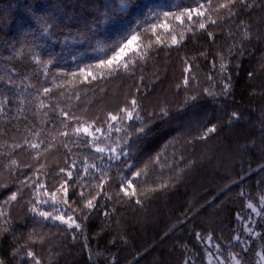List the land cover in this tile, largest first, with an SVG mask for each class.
<instances>
[{"label":"trees","instance_id":"obj_1","mask_svg":"<svg viewBox=\"0 0 264 264\" xmlns=\"http://www.w3.org/2000/svg\"><path fill=\"white\" fill-rule=\"evenodd\" d=\"M225 2L0 0V264H264V0ZM200 5L141 36L129 71L80 83L101 48ZM53 193L79 229L33 212Z\"/></svg>","mask_w":264,"mask_h":264},{"label":"snow or ice","instance_id":"obj_2","mask_svg":"<svg viewBox=\"0 0 264 264\" xmlns=\"http://www.w3.org/2000/svg\"><path fill=\"white\" fill-rule=\"evenodd\" d=\"M207 4L209 6H211V2L212 0H206ZM236 2V0H227V2L219 4L218 8H226L230 10V5L234 4ZM242 3H246V0H241ZM133 4V0H119V8L121 12H127V10L129 8L132 7ZM204 5H200L198 8L196 9H184L183 11H181L179 14H175L172 12H164L162 14H156L155 16V22L149 24L148 27H143L141 31H138L137 29H132L130 33L126 34L125 36H123L122 38L118 39L115 43L110 45V54L108 49H104L101 48L100 51L106 53L102 58H100L98 60L97 63L95 64H89L87 65L85 68L80 69V77H82V79L80 80V83H91L94 80H97L98 78H103L105 75H112L115 73H118L119 71H121V69H123L124 71H129V65L130 64H135L137 59L143 60L147 55L149 50L151 49L152 45L151 43H149L147 45V47H145L143 44L139 43V39L141 36H146L147 34H149L150 32L152 33V35L156 36V29L157 28H164L165 30H168L169 25L166 23V21L169 18H172L176 21H179L180 24L184 23V17L186 16L188 18V20L192 19V15L195 13L196 15L199 16H204V12L200 11L201 8H203ZM149 19H151V17H149ZM212 23H215V21L213 20ZM44 27L45 29H47L48 27H51L50 24H48L46 21L44 22ZM200 28H205V24L204 23H200L199 24ZM173 43H178L179 41H177L176 35H172L171 37ZM155 42L157 44H159L160 38L159 36H156ZM223 67V66H222ZM93 69L95 70V73L93 72ZM73 77L76 76V73L72 74ZM185 84H187V80H185ZM228 87H230V85H225V90L228 89ZM51 90L45 88L44 92L45 94L49 93ZM137 104V101L135 99H133L131 101V105L133 107H135ZM123 112H125L127 118H132L133 113L131 111H128L127 108L122 109ZM63 115L67 116L68 113H63ZM233 117H236L237 114L233 113L232 114ZM111 119L112 120H117L118 117L116 115H111ZM109 128H111V125H109ZM76 133H79L81 131L88 133L89 135H92L94 137V139H98V137H95V132H102V129L99 127L95 128V132H90L89 131V127H77L73 130ZM140 132L144 131V127L142 126L139 129ZM216 128L212 127L208 129V132H215ZM62 135L67 136L68 133L64 132L62 133ZM207 133H205L203 138H206ZM32 147H38L37 145H32ZM96 150L98 152H104L105 149L98 147L96 148ZM114 151V150H113ZM16 162L13 161V164H15ZM91 167L96 168L95 165H92ZM61 171H64L63 169H61ZM97 171H99V169H97ZM85 173L87 174V169H85ZM142 174H144L143 172H135L134 176L135 177H140ZM67 176L69 178H71L72 173L68 172ZM101 179H103L101 177ZM67 180H65V182L63 184L60 185V187L56 190L57 192H62L64 197H67L68 194V188H67ZM40 187H43V185H40ZM98 187H102V185H98ZM132 187V180L128 179L124 182V186L121 187V191L127 196V195H131V196H135L136 192L133 189L131 192L128 191L129 188ZM160 188H164L167 187V183H162L159 185ZM151 191H155L157 189L153 188L150 189ZM81 196H84V193L81 192L80 193ZM17 199V194L13 193L10 197V200H16ZM95 199V196H91L89 198H87L86 203H85V207L87 209H92L94 207L93 205V200ZM262 201H264V197L261 198ZM66 199L65 200H57L56 194L53 193L51 196V200H42L41 203L44 204H49L51 203L53 205L52 211H43L38 209L35 205H33V212H38V214L42 217H44L45 219H53V220H59L62 223L67 224L69 227H72L73 225L79 229L81 227V225L79 223H76V221L73 219L72 216H68L67 219L65 218V216L60 213V210L57 209L55 207V205L57 203H66ZM7 203V202H6ZM136 203H141V201L139 199L136 200ZM249 207H253V205L249 204ZM53 212L57 213L56 215H53ZM4 213L2 211H0V216H3ZM107 215V213H106ZM5 223H7V221H5ZM6 230V229H5ZM236 239H239V237H237ZM27 255L29 257H31L34 261V264H41V261L36 258V255L34 252L29 251L27 253ZM236 264H240V261L237 260Z\"/></svg>","mask_w":264,"mask_h":264},{"label":"rangeland","instance_id":"obj_3","mask_svg":"<svg viewBox=\"0 0 264 264\" xmlns=\"http://www.w3.org/2000/svg\"><path fill=\"white\" fill-rule=\"evenodd\" d=\"M113 107V106H112ZM186 129V128H185ZM185 129H184V131H185ZM230 148V147H229ZM230 149H232V148H230ZM233 150V149H232Z\"/></svg>","mask_w":264,"mask_h":264}]
</instances>
